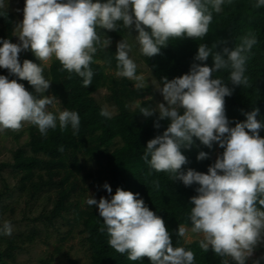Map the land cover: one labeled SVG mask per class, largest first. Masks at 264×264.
Segmentation results:
<instances>
[{
  "label": "clouds",
  "instance_id": "9594fccd",
  "mask_svg": "<svg viewBox=\"0 0 264 264\" xmlns=\"http://www.w3.org/2000/svg\"><path fill=\"white\" fill-rule=\"evenodd\" d=\"M226 3L232 0H24L23 19L13 31L18 42L0 39V69L27 81L32 91L17 79L0 75V132L19 131L25 122L37 127L42 136L56 129L57 123L61 131L70 126L73 135L79 132L78 112L49 111L58 101L54 95H44L51 84L44 71L55 59L62 70L82 78V86L88 87L94 55L98 48L111 45L107 37L101 39L97 29L117 31L122 26L129 32L134 28L141 55L152 57L172 39L203 40L213 12L220 13ZM7 6L8 0H0V15ZM253 6L264 7V0H254ZM256 44V37L247 35L240 44L220 53L213 51L215 44L200 43L194 57L200 63H193L180 77L163 78L162 86L156 83L167 107L159 103L155 110L141 107L139 111L146 117L158 111L159 120L168 121L166 130L147 142L141 158L152 170L168 173L172 181L199 185L198 195L190 201V231L202 237L200 249H211L221 264H229V260L246 264L257 247L264 245V138L259 135L264 122L256 119V108L234 127L225 114V97L233 94L235 86L249 84L246 63ZM25 51H31L39 63L21 62L19 56ZM131 51L127 40L117 43V75L133 81L137 89L147 87L129 56ZM209 57L211 67L205 63ZM223 70H228L227 80L234 87L214 78V73ZM101 115L110 118L111 114L102 110ZM193 138L208 148L216 143L223 149L206 174L182 170L188 161L181 149L190 148ZM206 158L203 151L197 155V160ZM154 187L158 190L159 183ZM103 188L109 198L97 201L88 194L85 203L97 208L103 219L100 231H106L112 249L127 254L131 261L148 257L150 264H195L194 252L173 246L164 220L149 210L139 193L117 187L112 194L108 183ZM12 230L11 221L0 218V235L10 236ZM177 234L188 237V229L180 227Z\"/></svg>",
  "mask_w": 264,
  "mask_h": 264
},
{
  "label": "trees",
  "instance_id": "16d2710c",
  "mask_svg": "<svg viewBox=\"0 0 264 264\" xmlns=\"http://www.w3.org/2000/svg\"><path fill=\"white\" fill-rule=\"evenodd\" d=\"M254 0H232L231 4H224L220 13L213 12V19L209 26L208 34L203 40L192 38L172 39L163 47L159 54L145 57L144 62L153 73L156 80L162 84L163 78L171 80L187 74L195 61L198 45L205 43L209 47L216 45L213 51L222 53L223 48H233L240 44L247 35H253L257 44L253 46L246 63L249 77L247 87L233 86L227 80L228 70L214 73V78L225 80L229 87H234L233 94L225 97V114L230 121V127L237 122L246 120L245 113L253 108L259 110L256 119L264 122V7L255 8ZM209 10H211L209 6ZM1 36L0 39H8L14 43L12 36L13 16L5 11L0 15ZM102 35L111 41L125 35L126 29L122 26L117 31L97 29ZM118 70L115 56L103 54L98 48L90 65L93 71L92 83L88 87L82 86V78L74 73L69 74L62 70L61 64L55 60L44 74L51 81L49 89L44 93L54 95L63 109L76 111L80 117V128L76 135L69 126L61 131L57 123L56 129H49L46 136H42L37 127L31 125L28 128L29 139L25 147L12 152V161L0 164V172L10 169L23 175L20 190L24 191L30 200H33L41 191L53 192L49 196L51 209L41 217L48 224H53L72 209L70 199L82 191L81 173L83 164L81 158L86 161H94L98 164L104 162V174L95 178L103 188L108 183L112 188V194L117 187L123 190L139 193L140 198L148 206L149 210L160 216L166 229L170 233L173 246H184L195 254V264H221V258L211 249L204 252L199 247V241L183 244V238L177 233L180 227L191 228L189 220L191 198L197 196V184L185 186L181 181H172L169 174L156 172L141 158L149 140L166 130L168 121L159 120V113H154L144 119H140L142 104L131 110L130 103L136 100H146L152 95L150 88L133 89L131 82L125 78L117 81L109 78L104 66L97 63L98 56ZM20 61L24 59L39 63L30 52L21 53ZM212 66V58L205 62ZM0 75L9 79H17L9 75L6 69H0ZM23 83L26 90L32 91L27 81ZM110 90L109 101L117 108V114L108 118L101 115L102 107L96 102L94 94L104 88ZM182 114V110H181ZM159 123L160 127H155ZM264 138V129L259 131ZM121 145L111 151L115 141ZM193 145L188 149H181L187 163L182 170L192 169L207 173V169L214 162L215 148L222 153L223 149L216 143L212 148L204 146L193 138ZM62 148L63 151L58 149ZM207 153V158L197 160L201 152ZM39 173V174H36ZM35 174L36 180H33ZM159 183V189L154 183ZM106 192V190L103 188ZM107 193V192H106ZM109 196V194H108ZM0 194V204L2 202ZM109 198V197H108ZM76 222L81 223L85 234V243L88 249V262L86 264H150L148 257H142L139 261H131L127 254H120L108 244V235L100 231L103 227V219L98 210L91 208L87 211L76 212ZM16 246L13 241H8L7 248L1 249L0 264H8V260L14 259ZM67 264H80L77 260L67 258Z\"/></svg>",
  "mask_w": 264,
  "mask_h": 264
},
{
  "label": "rangeland",
  "instance_id": "374dc122",
  "mask_svg": "<svg viewBox=\"0 0 264 264\" xmlns=\"http://www.w3.org/2000/svg\"><path fill=\"white\" fill-rule=\"evenodd\" d=\"M24 7V0H8V6L5 11L9 12L13 16L12 36L14 43L18 42V38L14 35L15 26L23 19L22 9ZM20 10V11H18ZM0 25V36H1ZM130 32V34H129ZM126 29L125 35L121 38L111 41V45L105 49L100 48L103 54H110L115 56L116 45L121 40H127L132 45V51L129 53L137 64V74L143 75L147 81V87L152 91V95L148 99L140 101L136 100L130 103L131 110L136 109L143 103L146 104L145 108L149 110H155L159 103L166 102L159 90L155 87L156 83H159L154 77L149 67L144 62V56L141 55L139 45L135 40L137 32L132 29ZM104 35L101 36L103 40ZM25 51L22 53H28ZM55 61L53 59L51 63ZM106 61L98 56L97 63L104 66L105 72L109 78H114L117 81L123 79L117 75L118 70L112 67L111 64H106ZM45 67L44 74L48 68ZM126 79V78H125ZM128 80V79H127ZM131 82V88L134 87V82ZM160 84V83H159ZM162 86V84H161ZM45 96H51V94H45ZM110 90L108 87H104L98 90L94 94L96 102L102 107L103 110L108 111L110 117L117 114L116 106L109 101ZM56 108L63 110L60 104L57 102L52 106H49V111L55 112ZM158 113V111H153ZM146 116L141 115L140 119H144ZM30 123L25 122L22 129L19 131L5 130L0 132V164L9 163L12 161V152L18 148L25 147L29 139L28 128ZM121 145L119 140L115 141L111 147V151L118 148ZM218 147L215 148L214 159L220 155ZM83 168L78 177L81 179L82 191L73 196L70 199L72 209L69 213L64 215L63 219H59L52 225L41 219L52 207L49 201V196L53 192L44 190L37 196L30 200L24 191L20 190L22 174L11 171L10 169H4L0 172V194H2V202L0 204V218L9 220L12 223L13 230L10 236L0 235L1 249L7 248L8 241L12 240L16 249L14 251V259L8 260V264H67V258L77 260L80 264H86L88 262V249L84 241L85 234L83 233V227L81 223L76 222V212L83 213L91 208L97 209L95 206H88L85 200L90 194L97 201L101 198H108L101 185L95 178H99L104 174V162L98 164L94 161H86L81 158ZM39 174V173H36ZM35 174L33 180H36ZM187 228V227H185ZM188 229V237L183 238V244H190L195 241H199L202 237L198 234L191 233ZM264 258V245H260L254 251L252 257H250L246 264H251L256 260ZM229 264H233L229 260Z\"/></svg>",
  "mask_w": 264,
  "mask_h": 264
},
{
  "label": "water",
  "instance_id": "95a60500",
  "mask_svg": "<svg viewBox=\"0 0 264 264\" xmlns=\"http://www.w3.org/2000/svg\"><path fill=\"white\" fill-rule=\"evenodd\" d=\"M251 264H264V258L251 262Z\"/></svg>",
  "mask_w": 264,
  "mask_h": 264
}]
</instances>
